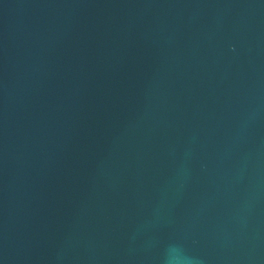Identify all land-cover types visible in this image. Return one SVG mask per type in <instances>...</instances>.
I'll use <instances>...</instances> for the list:
<instances>
[{
    "label": "water",
    "instance_id": "1",
    "mask_svg": "<svg viewBox=\"0 0 264 264\" xmlns=\"http://www.w3.org/2000/svg\"><path fill=\"white\" fill-rule=\"evenodd\" d=\"M0 264H264V0H0Z\"/></svg>",
    "mask_w": 264,
    "mask_h": 264
}]
</instances>
